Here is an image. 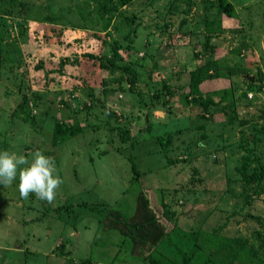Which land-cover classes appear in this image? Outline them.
Returning <instances> with one entry per match:
<instances>
[{"label":"rangeland","instance_id":"rangeland-1","mask_svg":"<svg viewBox=\"0 0 264 264\" xmlns=\"http://www.w3.org/2000/svg\"><path fill=\"white\" fill-rule=\"evenodd\" d=\"M228 1L231 17L217 0H0V152L31 161L41 150L63 181L52 203L21 198L18 177L0 185V264L180 260L159 241L161 197L186 221L196 211L203 231L245 241L260 259L245 264H264V192L241 174L243 162L264 166V0ZM114 41L109 72L90 53ZM196 68L231 107L201 115L186 99ZM75 121L82 133L62 135L58 124ZM182 153L190 160L168 164Z\"/></svg>","mask_w":264,"mask_h":264},{"label":"trees","instance_id":"trees-1","mask_svg":"<svg viewBox=\"0 0 264 264\" xmlns=\"http://www.w3.org/2000/svg\"><path fill=\"white\" fill-rule=\"evenodd\" d=\"M123 3H126L129 0H121ZM216 5L219 7L221 14L224 16L231 17L233 16V5L228 0H217ZM127 20L129 23H133V17L128 18ZM212 24V23H208ZM130 32L137 36V29L136 27H131ZM211 34L206 33L205 37L206 40L210 39ZM131 46V45H130ZM129 45L126 46V48L130 47ZM118 43L116 41L113 42V48L109 55L106 54H92L90 55L99 60V66L111 72L112 70H115L118 66V63L116 62V57L120 58L121 55L118 52ZM215 48V47H214ZM4 58H0V63L3 61ZM65 60L68 61V58L65 57ZM62 60L60 62V71H63V64H66V61ZM69 63V62H68ZM205 76V75H204ZM200 74V71L196 68L192 71L190 81L187 84V95L186 99L189 102L194 103L197 106L202 107L201 115H206L211 112V106H215L217 108H220V103L223 101H229V95L227 92V89H222L219 91H213L210 89L209 91L203 90V85L205 80H208L209 76L204 77ZM211 78V77H210ZM133 83V80H130ZM166 92L168 94H171V90L169 89V85H165ZM212 93H220V97L218 101H214L212 97ZM93 94L90 96L92 99ZM159 95L156 93L154 97H158ZM246 96V95H245ZM232 106V103L229 104L225 103L224 105H221V108L224 106ZM234 112L237 110L236 108H233ZM113 115V113H111ZM227 122L232 121V116L227 117ZM60 130L62 131V135L64 136H75L79 133H82L83 128L77 123V121L73 123H61L58 124ZM171 138V135L167 137V144L169 142V139ZM246 139H249L246 137ZM165 142V141H164ZM131 164V171L135 174L134 178L135 180H138L140 177V171L137 168L135 161L132 158H128ZM168 164H177L181 160H187L189 161V157L182 153L181 155L173 156L168 158ZM261 163L252 164V165H245V162L241 165L243 167V170L241 171V174L243 178L246 180V185L250 186V183L254 184V187L252 188L253 194H259L264 192V166ZM176 191L174 190L173 193ZM250 191H247L245 193L246 202L252 197L249 193ZM161 205V215L165 218L166 224L162 222L164 233L161 237L160 244L162 247L165 248H174L176 252L180 256V260L175 259H168L166 261L159 260L158 258L154 257L151 253H147L144 255V258L147 259L149 264H193V262L197 259H199L203 264H245L247 262H257L259 261V256H257L256 252L252 249H248L245 241L238 243V238L236 237H226L222 236L218 233V230L222 228L220 225L211 231H203L201 229L200 225H202L200 219H197L198 215L197 212L194 210H191L190 214H194V217H191L189 221H186L187 215H184V211L179 213V210L173 209L171 206V203L166 199L165 197H161L160 201ZM193 209V208H192ZM207 213L204 215V219L206 218ZM156 218V217H155ZM161 221V220H160ZM183 223V226H181ZM185 223V224H184ZM261 225L263 226L264 230V222H261ZM177 231L179 235L185 236L186 241L188 243V247L179 244L178 241H175L174 237L172 236V232ZM264 232V231H263ZM161 235V231H160ZM165 238V241H164ZM264 238V237H263ZM246 246V247H245ZM87 263L83 264H89Z\"/></svg>","mask_w":264,"mask_h":264},{"label":"clouds","instance_id":"clouds-1","mask_svg":"<svg viewBox=\"0 0 264 264\" xmlns=\"http://www.w3.org/2000/svg\"><path fill=\"white\" fill-rule=\"evenodd\" d=\"M31 161L25 155L9 151L0 152V185L11 186L18 177V190L21 198L30 194L42 201L52 203L56 190L63 183L56 173L55 162L41 150L29 153Z\"/></svg>","mask_w":264,"mask_h":264},{"label":"water","instance_id":"water-1","mask_svg":"<svg viewBox=\"0 0 264 264\" xmlns=\"http://www.w3.org/2000/svg\"><path fill=\"white\" fill-rule=\"evenodd\" d=\"M237 111H238V112H241V110H240V109H237Z\"/></svg>","mask_w":264,"mask_h":264},{"label":"built area","instance_id":"built-area-1","mask_svg":"<svg viewBox=\"0 0 264 264\" xmlns=\"http://www.w3.org/2000/svg\"><path fill=\"white\" fill-rule=\"evenodd\" d=\"M249 96H251V95L249 94Z\"/></svg>","mask_w":264,"mask_h":264}]
</instances>
